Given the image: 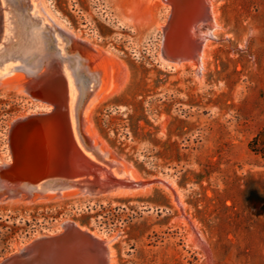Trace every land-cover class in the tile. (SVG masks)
<instances>
[{
	"label": "rangeland",
	"instance_id": "374dc122",
	"mask_svg": "<svg viewBox=\"0 0 264 264\" xmlns=\"http://www.w3.org/2000/svg\"><path fill=\"white\" fill-rule=\"evenodd\" d=\"M15 1L1 0L0 158L10 122L38 110L19 93L26 71L63 58L103 91L84 139L156 181L91 202L78 188L0 196V260L72 219L116 237L111 264H264V0H216L201 81L160 64L164 0Z\"/></svg>",
	"mask_w": 264,
	"mask_h": 264
},
{
	"label": "water",
	"instance_id": "95a60500",
	"mask_svg": "<svg viewBox=\"0 0 264 264\" xmlns=\"http://www.w3.org/2000/svg\"><path fill=\"white\" fill-rule=\"evenodd\" d=\"M206 12L208 15L209 10ZM171 15L172 9L161 27L160 62H173L182 57L167 37ZM3 29L0 0V41ZM79 71L77 68L76 72ZM25 75L27 82L22 99L38 110L10 122L6 138L8 154L0 158V196L30 195L37 186L52 184L51 190L56 191L78 188L91 202L120 192L136 191L156 181L136 180L107 152L84 139L78 126L91 96V87L86 91L84 78L80 81V96L71 114L69 85L61 58H48ZM86 76L91 78L90 74ZM115 238L65 219L53 230L39 231L18 245L0 264H111L110 246Z\"/></svg>",
	"mask_w": 264,
	"mask_h": 264
},
{
	"label": "bare ground",
	"instance_id": "6f19581e",
	"mask_svg": "<svg viewBox=\"0 0 264 264\" xmlns=\"http://www.w3.org/2000/svg\"><path fill=\"white\" fill-rule=\"evenodd\" d=\"M164 1L166 3H169L172 9V15H171L172 23L170 24L167 37L173 49L178 50V52L181 53L182 57L173 62H160V64L163 68H169V70L171 69L179 73L180 72L184 73L193 70L195 79L201 81L206 69L207 60L210 56L208 44L210 41L215 39L216 31L218 30L216 13L214 10L215 9L214 5L216 3V0H164ZM13 3H16L15 0H13ZM206 10H209L208 15H206L207 14ZM158 27L161 28V25H159ZM195 41L199 42V48H198L199 50L197 51L195 50ZM61 59L63 64V71L69 85L70 111L72 114L73 105L80 96V83L78 84V79L75 73L76 69H73L71 72L68 71L67 66L63 63L64 59L63 58ZM92 81L94 82L93 85H97V83L95 84L94 80ZM26 82L27 80L25 78H22V80L20 81L19 93L21 95L23 94V89ZM96 89H97L96 86L95 87L91 86L92 93L87 101V104L85 105L82 111L81 121L78 126L80 132L82 125L84 124L85 117L88 116V113L89 114L91 113L92 108H94L96 103L100 100V98H102L101 96L103 95V91L99 92V94L97 95L95 91ZM72 126L73 128H75L73 122H72ZM101 151L107 152L104 150ZM135 179L137 180V178ZM170 184L171 182L166 183L165 189L171 191ZM69 188L71 187H67L64 189H69ZM46 189H52V184H48L45 186H37L33 191L46 190ZM135 192L137 191H131V192L125 191L117 194L129 195ZM176 205L180 210H182L183 203L181 202L179 197H176ZM189 227L191 230V232L189 233V241L192 242L193 245H197L196 241L197 242L200 241L199 237L196 235V233L198 232L196 231L193 225H190ZM110 258H111V251H110Z\"/></svg>",
	"mask_w": 264,
	"mask_h": 264
},
{
	"label": "trees",
	"instance_id": "16d2710c",
	"mask_svg": "<svg viewBox=\"0 0 264 264\" xmlns=\"http://www.w3.org/2000/svg\"><path fill=\"white\" fill-rule=\"evenodd\" d=\"M94 209H95V207L93 208V210H94ZM102 209H103L104 211H107V209H106V208H102ZM105 209H106V210H105ZM103 219H104V220H103V222H102V223H103L104 225H106V226H107V213L105 214V216L103 217Z\"/></svg>",
	"mask_w": 264,
	"mask_h": 264
}]
</instances>
